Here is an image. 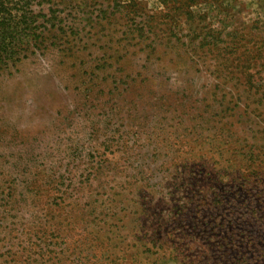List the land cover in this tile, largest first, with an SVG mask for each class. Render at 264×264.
I'll use <instances>...</instances> for the list:
<instances>
[{
    "label": "rangeland",
    "instance_id": "obj_1",
    "mask_svg": "<svg viewBox=\"0 0 264 264\" xmlns=\"http://www.w3.org/2000/svg\"><path fill=\"white\" fill-rule=\"evenodd\" d=\"M238 257L264 264V0H0V264Z\"/></svg>",
    "mask_w": 264,
    "mask_h": 264
},
{
    "label": "trees",
    "instance_id": "obj_2",
    "mask_svg": "<svg viewBox=\"0 0 264 264\" xmlns=\"http://www.w3.org/2000/svg\"><path fill=\"white\" fill-rule=\"evenodd\" d=\"M245 206L247 207L248 210L251 211V207H248L247 205H245ZM247 214L251 217V213L249 211H247ZM234 262H236V264H242V262H241L239 257Z\"/></svg>",
    "mask_w": 264,
    "mask_h": 264
}]
</instances>
